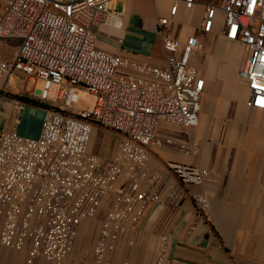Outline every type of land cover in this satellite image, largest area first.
I'll use <instances>...</instances> for the list:
<instances>
[{
  "label": "built area",
  "instance_id": "built-area-1",
  "mask_svg": "<svg viewBox=\"0 0 264 264\" xmlns=\"http://www.w3.org/2000/svg\"><path fill=\"white\" fill-rule=\"evenodd\" d=\"M112 1L0 0V39L19 42L11 63L0 59V96L23 75L44 83L33 97L55 103L58 95L60 101L46 110L38 138L0 132V252L21 254L23 264H68L83 224L94 219L93 264H113L147 208L162 200V175L148 168L149 147L160 144L159 125L199 124L205 80L191 56L203 44L192 36L182 47L165 34L164 68L105 52L96 46L94 28L112 17ZM170 1L171 16L180 3L188 9L197 4ZM204 8V32L213 30L221 10L225 37L248 49L241 77L249 105L264 110V0H224ZM170 26L168 18L158 22L163 33ZM82 92L94 97L90 110L78 109ZM24 107L16 100L17 116ZM95 125L121 137L114 157L90 153ZM168 170L184 185L211 179L197 166L169 163ZM182 199L167 196L173 208ZM168 252L169 237L162 234L156 264H166Z\"/></svg>",
  "mask_w": 264,
  "mask_h": 264
},
{
  "label": "crops",
  "instance_id": "crops-1",
  "mask_svg": "<svg viewBox=\"0 0 264 264\" xmlns=\"http://www.w3.org/2000/svg\"><path fill=\"white\" fill-rule=\"evenodd\" d=\"M223 1L197 0L192 9L180 3L171 16L170 0H114L112 17L94 28L97 48L161 68L167 64L165 34L182 47L192 36L206 47L191 56L205 80L199 124L159 125L160 144L149 147L148 168L162 175V200L147 208L137 233L120 244L113 264H156L162 234L169 237L166 264H264V110L249 105L250 90L241 77L248 49L242 41L225 37L223 12L218 11L211 32L202 27L204 4ZM163 18L171 21L165 33L158 27ZM180 24L185 28L181 35L176 33ZM14 45L17 51L18 43ZM234 85L241 94L229 106L222 105ZM16 100L0 96V132L38 138L46 110L26 103L17 116ZM10 120L13 127L6 128ZM95 126L90 153L114 157L121 137ZM102 133L115 134L119 141L109 147L99 140ZM169 163L209 170L211 179L203 185H184L170 173ZM171 193L183 197L175 208L167 201ZM3 262L0 259V264H8Z\"/></svg>",
  "mask_w": 264,
  "mask_h": 264
},
{
  "label": "rangeland",
  "instance_id": "rangeland-1",
  "mask_svg": "<svg viewBox=\"0 0 264 264\" xmlns=\"http://www.w3.org/2000/svg\"><path fill=\"white\" fill-rule=\"evenodd\" d=\"M184 26L178 25L176 28V33L180 34L184 32ZM19 43L11 39H0V58L6 62L11 63L15 55V45L14 43ZM203 52L206 51V47L203 45ZM200 50V51H202ZM44 83L41 80H36L34 77H28L23 79V75L13 79L2 92L3 96H11L20 100L24 105L33 104L39 108L47 110L52 107H58L60 101L58 100V95L55 103L51 102H41L40 100L33 97L32 93L43 90ZM241 94L239 88L234 85L230 91L225 93L224 101L221 103L224 106H229L233 100ZM94 104V97L87 93L82 92L80 103L78 104V109L90 110ZM218 105V102L215 101ZM14 121L10 120L6 124V128H12ZM97 127V126H95ZM113 133L111 130H108ZM102 133L99 140H102L107 146L114 147L119 141V137L115 134ZM98 234V219L87 221L83 224L80 236L78 238L76 247L68 264H93V247ZM120 246V245H119ZM119 248V247H118ZM118 251V250H117ZM117 253V252H116ZM114 253V255H116ZM1 261L8 262V264H23L24 257L21 254H17L8 250H2L0 252ZM4 263V262H3ZM2 263V264H3Z\"/></svg>",
  "mask_w": 264,
  "mask_h": 264
}]
</instances>
